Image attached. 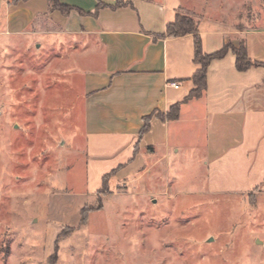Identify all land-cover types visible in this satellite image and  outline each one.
<instances>
[{"label": "rangeland", "instance_id": "1", "mask_svg": "<svg viewBox=\"0 0 264 264\" xmlns=\"http://www.w3.org/2000/svg\"><path fill=\"white\" fill-rule=\"evenodd\" d=\"M5 7L0 264H264V188L210 174L201 138L166 157L134 156L132 173L127 142L85 154L78 84L88 53L71 49V36L9 33Z\"/></svg>", "mask_w": 264, "mask_h": 264}, {"label": "crops", "instance_id": "2", "mask_svg": "<svg viewBox=\"0 0 264 264\" xmlns=\"http://www.w3.org/2000/svg\"><path fill=\"white\" fill-rule=\"evenodd\" d=\"M10 1L0 4L6 5L9 33L71 36V49L88 53L92 66L78 84L85 154L127 142L133 153L128 161L157 148L166 157L201 138L210 174L237 178L241 191L264 188V67L239 71L229 50L207 66L203 94L186 99L200 67L196 38L167 33L181 11L196 20L203 53L244 43L252 60L264 61V0H58L71 8L67 12L52 8L49 0ZM204 6L225 17L207 13ZM174 105L178 116L169 119ZM134 163H128L130 172ZM249 175L262 176L261 183L247 186Z\"/></svg>", "mask_w": 264, "mask_h": 264}, {"label": "trees", "instance_id": "3", "mask_svg": "<svg viewBox=\"0 0 264 264\" xmlns=\"http://www.w3.org/2000/svg\"><path fill=\"white\" fill-rule=\"evenodd\" d=\"M21 0H12V4L16 5ZM52 8L62 10L64 12L69 11L71 8L64 6L58 2V0H49ZM167 33L169 35L181 36L185 34H194L196 38L195 46V60L199 63L200 67L193 75V81L195 88L190 92L186 99L193 97H200L206 89L207 86V66L209 63L216 58L223 57L229 50H231L236 55V67L239 71H245L252 66H262L264 67V61H254L252 60L248 53L244 43H241L239 47H235L232 43H227L218 51L213 53L205 54L201 48V42L198 36L197 22L187 13L178 11L175 20L168 24ZM179 105H174L171 107L167 117L169 119H174L178 116ZM146 124L144 129H146ZM108 175V174H107ZM107 175L103 177V183L107 181Z\"/></svg>", "mask_w": 264, "mask_h": 264}, {"label": "built area", "instance_id": "4", "mask_svg": "<svg viewBox=\"0 0 264 264\" xmlns=\"http://www.w3.org/2000/svg\"><path fill=\"white\" fill-rule=\"evenodd\" d=\"M172 85H173L175 88H178V87H179V83H178V82H173Z\"/></svg>", "mask_w": 264, "mask_h": 264}]
</instances>
